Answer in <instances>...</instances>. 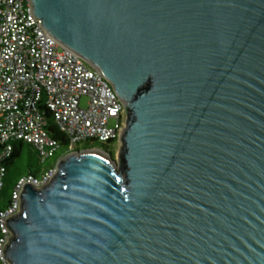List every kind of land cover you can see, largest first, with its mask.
Returning a JSON list of instances; mask_svg holds the SVG:
<instances>
[{
    "label": "water",
    "instance_id": "water-1",
    "mask_svg": "<svg viewBox=\"0 0 264 264\" xmlns=\"http://www.w3.org/2000/svg\"><path fill=\"white\" fill-rule=\"evenodd\" d=\"M30 3L126 121L116 159L76 149L24 185L4 259L264 264V0Z\"/></svg>",
    "mask_w": 264,
    "mask_h": 264
},
{
    "label": "built area",
    "instance_id": "built-area-1",
    "mask_svg": "<svg viewBox=\"0 0 264 264\" xmlns=\"http://www.w3.org/2000/svg\"><path fill=\"white\" fill-rule=\"evenodd\" d=\"M43 106L66 135L68 150L38 176H25L16 184L0 212V264H9L3 256L11 237L6 221L20 211L24 185H48L58 162L85 143L120 146L126 121L123 102L110 83L43 29L30 0H0V191L15 143L31 145L41 164L57 155L61 144L45 129Z\"/></svg>",
    "mask_w": 264,
    "mask_h": 264
},
{
    "label": "trees",
    "instance_id": "trees-1",
    "mask_svg": "<svg viewBox=\"0 0 264 264\" xmlns=\"http://www.w3.org/2000/svg\"><path fill=\"white\" fill-rule=\"evenodd\" d=\"M43 110H45V116L47 118V124L45 127L46 131L52 138L56 139L61 144V147L58 150L57 155L53 159V160H57L58 158H60L61 156L67 153L68 139L65 134L60 132V130L58 129L56 123L52 118V115H50V113L46 111L44 106H43ZM94 147L103 148V150L109 152L108 146L101 145L99 143H93L92 145L85 143L78 149L94 148ZM5 164H6L7 172L4 178L3 188L0 191V212L5 210V208L8 206L11 194L16 184L21 178L28 175L38 176L39 174H41L42 170L44 169L41 166L42 164L40 162V158L36 150L32 148L31 145L23 142H17L14 144L13 153L9 157V159L6 160ZM0 238H1V231H0Z\"/></svg>",
    "mask_w": 264,
    "mask_h": 264
},
{
    "label": "rangeland",
    "instance_id": "rangeland-1",
    "mask_svg": "<svg viewBox=\"0 0 264 264\" xmlns=\"http://www.w3.org/2000/svg\"><path fill=\"white\" fill-rule=\"evenodd\" d=\"M82 105L85 106L86 105V99H84L82 101ZM118 144L117 143H111L108 145V150L111 154L114 155V159H116L117 157V152H118ZM55 160L53 159H47L45 160L43 163H42V168H45V167H50L52 164H54ZM40 173V172H39Z\"/></svg>",
    "mask_w": 264,
    "mask_h": 264
},
{
    "label": "clouds",
    "instance_id": "clouds-1",
    "mask_svg": "<svg viewBox=\"0 0 264 264\" xmlns=\"http://www.w3.org/2000/svg\"><path fill=\"white\" fill-rule=\"evenodd\" d=\"M114 157V156H113Z\"/></svg>",
    "mask_w": 264,
    "mask_h": 264
}]
</instances>
